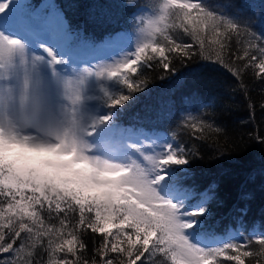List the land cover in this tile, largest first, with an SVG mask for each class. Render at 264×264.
<instances>
[{
    "label": "snow or ice",
    "instance_id": "1",
    "mask_svg": "<svg viewBox=\"0 0 264 264\" xmlns=\"http://www.w3.org/2000/svg\"><path fill=\"white\" fill-rule=\"evenodd\" d=\"M14 5L0 0V253L15 257L0 264H34L38 248L47 264H97L85 255L89 230L102 237L95 247L102 264H245V257H264V229L245 224L246 205L233 217L237 233L251 229L244 243L229 239L232 226L209 225L213 204L222 203L215 182L202 192L185 183L193 175L190 161L203 158L198 149L176 136L161 139L143 123L170 118L176 88L189 81L213 88L211 78L203 79L210 67L181 73L146 116L137 114V124L119 121L148 88L146 69L174 71L175 58L198 55L235 77L254 68L264 79V13L257 19L220 4L229 14H218L202 0L131 3L144 9L134 51L125 50L127 34L118 33L92 59L111 63L80 69L92 60L72 61L77 68L69 73L58 67L67 64L64 55L38 42L34 29L6 22ZM36 45L46 55L33 53ZM200 99L192 91L182 102ZM186 126L222 131L195 117ZM256 139L264 144V137Z\"/></svg>",
    "mask_w": 264,
    "mask_h": 264
},
{
    "label": "trees",
    "instance_id": "2",
    "mask_svg": "<svg viewBox=\"0 0 264 264\" xmlns=\"http://www.w3.org/2000/svg\"><path fill=\"white\" fill-rule=\"evenodd\" d=\"M46 0H17L13 6V12L6 18L11 24L14 20L24 22L37 28L46 16L60 18L61 31L59 39L62 44L59 51H70L78 54L86 49L92 52L102 50L110 36L118 33H126L127 36H137L140 24V15L143 7L132 8L131 3L141 6L150 4L152 0H50L39 13L38 17L31 15ZM201 2V0H193ZM204 6L209 10L223 11L225 15L229 12L221 9L220 4H231L244 9L247 15L255 14L259 18L264 13V0H202ZM255 21H253L254 23ZM245 23H241L243 28ZM255 30V29H251ZM185 42H191L185 37ZM233 49L236 48L235 39L232 41ZM195 48V46H194ZM70 62L73 58H64ZM243 62L237 61L234 66ZM175 70L172 65L169 69L147 68L148 88L144 93H136L139 101L120 117L119 121L124 127L137 124V114L144 117L149 107H154L161 94L175 85L176 79L181 73L194 68H211V73L205 71L203 79L211 78L214 87L211 89L202 87L199 83L191 81L185 87L176 88L172 99L175 101L174 114L163 121L144 120L147 127L154 129L155 134L161 138L170 135L176 136L178 140L186 145L195 146L199 155L190 161L193 175L185 181L186 185L194 186L198 191H204L215 182L213 189L215 196L222 201L220 205L213 204V216L209 225L223 230L232 226L229 239L233 242L244 243L250 236V231L240 229L236 232L233 217L238 215L237 209L248 208L244 217L246 225L254 226L257 232L264 229V144L259 143L256 137H264V79L256 75L257 69L250 68L242 73L240 77L233 76L229 71L219 65L202 60L198 55L191 58H175ZM192 91H198L200 101L185 104L182 98ZM215 97L213 102L210 97ZM195 117L203 119L206 123L219 126L222 131L217 133L205 129L203 133L193 132L186 126V121ZM202 137V138H197ZM221 153L224 155L221 156ZM211 194V193H210ZM248 196V199H241ZM24 234L22 233V236ZM100 234L90 233L85 237L88 250L85 254L91 261L95 257L97 264H102L101 258L96 254L95 247L101 240ZM20 241L17 240L15 247ZM243 250L258 251V246ZM79 253V250H78ZM115 258L116 254H109ZM57 256L64 258L65 253ZM12 253H0V261L14 259ZM69 259H74L68 254ZM47 264L48 255L43 249L38 248L36 255L32 258ZM245 264H264V257H245ZM140 264V261L137 262ZM234 264V262H225Z\"/></svg>",
    "mask_w": 264,
    "mask_h": 264
},
{
    "label": "rangeland",
    "instance_id": "3",
    "mask_svg": "<svg viewBox=\"0 0 264 264\" xmlns=\"http://www.w3.org/2000/svg\"><path fill=\"white\" fill-rule=\"evenodd\" d=\"M17 1V0H15ZM50 0L44 1L37 9L33 10L31 15L35 18L39 16L40 10L42 7L46 6ZM144 12V10H143ZM148 13H145V18H147ZM17 24H24L32 29H34L38 33V42H43L48 44V46H52L57 49V51L61 54L64 55V58H67L68 56L73 58V61H89L92 60L95 55H97L100 51L97 52H92L89 49H86L84 52L78 54L76 53H71L70 51H59L58 47L62 44L61 40L59 39V33L62 30L61 29V21L60 18H53V16H46V18L42 21V23L39 24V27L34 28L30 26L29 24H25L24 22L20 21H13L10 26H16ZM137 36H127L126 40V51L131 52L134 51L135 49V43H136ZM33 53L35 54H44L43 50L38 46L33 47ZM46 55V54H44ZM59 58V57H58ZM119 56H113L112 59H118ZM97 63H111V59H102V60H92V64H84V63H79V68L83 69L84 67H89V66H94ZM61 71H67L71 73L74 69L77 68V65L71 66L70 62H67L66 65L64 66H58ZM94 87V86H93ZM167 137H171L170 135H166ZM166 136L162 137L161 139L165 138Z\"/></svg>",
    "mask_w": 264,
    "mask_h": 264
}]
</instances>
